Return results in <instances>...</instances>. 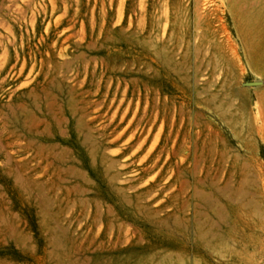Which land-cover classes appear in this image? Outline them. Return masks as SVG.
I'll list each match as a JSON object with an SVG mask.
<instances>
[{"label":"rangeland","instance_id":"obj_1","mask_svg":"<svg viewBox=\"0 0 264 264\" xmlns=\"http://www.w3.org/2000/svg\"><path fill=\"white\" fill-rule=\"evenodd\" d=\"M174 1L160 41L120 0H0V264H264V0L202 2V41ZM169 136L201 157L154 159ZM195 210L233 254L196 246Z\"/></svg>","mask_w":264,"mask_h":264},{"label":"bare ground","instance_id":"obj_2","mask_svg":"<svg viewBox=\"0 0 264 264\" xmlns=\"http://www.w3.org/2000/svg\"><path fill=\"white\" fill-rule=\"evenodd\" d=\"M127 1L128 0H120V2H119L118 8H117L118 22H125L126 21V16L129 14V18H128V26L129 27H131L132 25L137 24V27L138 28H141L142 30H146L147 31L149 25H151L152 27H154V26L160 27L161 26L162 27V31H163V35L161 36L160 41H165L166 40V35L168 34V32L174 28V26H173V20H174L173 16L178 12V9H180L181 2H178L176 4V2L174 0H137V3H134L135 0H131V5H129V7H128ZM204 1H206V0H194V3H195L194 26H195V29L197 31L195 40L198 38L199 41H202L203 38H206L207 37V33L209 31V15L207 14L206 11H204V12H198V8L200 7L201 3L204 2ZM255 1H262V0H255ZM251 2H253V1H251ZM207 5H208V3H207ZM185 11H186V14L188 13V15H190V7L189 6H187L185 8ZM258 14L260 15V17H263L262 10H260ZM150 46H151V44H150ZM207 46H208V44H207ZM208 49H207V51H209ZM161 53H162V51H161ZM174 54H176V52ZM206 54H208V53H206ZM202 55H205V54H202ZM214 61H215V58H214ZM217 64H218V62H217ZM208 99L210 100V98H208ZM216 108L218 110L224 112L223 107L221 105L220 106L217 105ZM197 134H203V133H201V131H200V132H197ZM86 141H87V143H90V145H94L93 139H91V137L90 138H87ZM170 141H171V137L169 136V138H167V140L165 142V145L162 146V147H160L156 151V153H154L152 155L154 159L157 160V157L161 156L162 154H164L166 152H168L167 153L168 155L172 154V155H174L175 157H178V158L185 157L187 159L189 156L201 157V153L199 152V150L189 149L188 148L189 146L186 147L187 145L185 146L184 143L178 144V142L175 141V140H173V143L174 144H172L171 147H168V145L170 144ZM225 156H226L225 153H220V159H221V161L224 160ZM235 157H237V155ZM182 159H184V158H181L180 161ZM156 160H155V162H158ZM153 168H154V166H153ZM183 184H186V183H183ZM186 185H184V186H186ZM181 186H182V189H183L184 186L182 184H180V188H181ZM210 186L212 187V189H214L216 191L217 194H220L221 196L222 195H225L227 193L226 192L227 191V189H226L227 187L226 188L218 187V185L216 183H212V184H210ZM185 188L187 189L188 186L184 187V189ZM192 190H193V187H192ZM197 190L198 189L195 187V191H196V193L194 191L195 196L199 200H201L202 202H204L210 208V210L211 209L213 210L214 213L213 212H211V213H213L214 216L216 215L215 217H219L218 220H220L221 218L223 219V217H221V216L223 215V213H225V210L222 208L221 203L220 204L217 203L214 195H212L211 193H209V192H207L205 190H200V189L198 191ZM182 191H184V190H182ZM185 191L187 192V190H185ZM229 193H231V192H229ZM182 194L185 195L186 193L183 192ZM177 195L178 194L176 193V196ZM184 195H183V197H184ZM231 195L232 196H230V195L228 196V203H229L228 205L231 208L232 213L234 215H237V213H239V209H238V207H236V205L242 204L244 198H243L242 194L241 195H237L238 197L236 195H234V193H231ZM225 196H227V195H225ZM185 201H186V199H185ZM182 202H184V201H182ZM248 205L252 208V212H253L254 217L258 218L259 220H261L263 222L264 221L263 220V218H264V212L262 211L263 209L261 210L254 203H250ZM242 206H247V205L246 204H244V205L242 204ZM186 207H188V206H187V204H185V202L182 203V204H180L179 207H178V213H179V215H178V218L176 219V224H177L178 227H180V229L181 228L183 229L184 228V225L186 224V223L184 224V221H183L184 220L183 219L184 217L182 218V216H183L182 214H186L185 211L187 212V209L188 208H186ZM246 208L247 207H245V209ZM204 209H206V208H204ZM194 212L196 213V210ZM192 213H193V211H192ZM198 213H199V211H198ZM199 214L196 213L195 216H193L194 222H195L194 223L195 224L194 225L195 228H194V230L192 232V237H191L192 241L196 244V246L198 248H201V249H203V248L208 249V250L213 251L215 253L218 252V251L221 252V250H222V252L224 251V252L233 254L234 253V248L229 243L230 237L228 239L227 238L225 239V237H222L223 235L220 236L218 233H216L214 231V228H213L212 223L209 222V221H207V220H209V218L208 219H205V217H207V216H203L204 219H201L200 216H202L203 214H201V213H199ZM225 218H227L226 215H225ZM248 218L251 219L252 222L254 223V221H253L254 219L252 217L248 216ZM210 220H211V218H210ZM223 220H221V221H223ZM192 221H193V219H192ZM187 222H188V220H187ZM226 222L227 221H225V223ZM255 223L257 224V222H255ZM222 224L225 225L224 223H222ZM227 224H228V222H227ZM185 227H186V225H185ZM232 230L233 229L230 228L229 232L232 233ZM112 231H111L110 234H113ZM59 246H60V241H58V243H57V247L58 248H60ZM219 254H222V253H219ZM181 261H183V260H181ZM198 263H199L198 261H194L193 262V264H198ZM181 264H184V262L181 263Z\"/></svg>","mask_w":264,"mask_h":264}]
</instances>
